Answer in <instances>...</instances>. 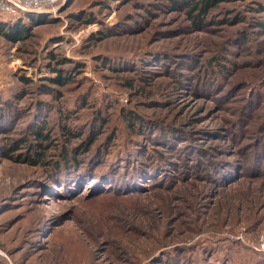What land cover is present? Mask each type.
Here are the masks:
<instances>
[{"label": "rangeland", "instance_id": "obj_1", "mask_svg": "<svg viewBox=\"0 0 264 264\" xmlns=\"http://www.w3.org/2000/svg\"><path fill=\"white\" fill-rule=\"evenodd\" d=\"M169 3L59 0L22 24V38L0 33V264H168V255L264 264L255 248L264 242V156L231 182L214 178L218 160L242 167L246 152L264 146V0H220L197 26L189 4ZM50 52L71 60L63 86L42 84L59 67ZM75 62L82 66L72 71ZM38 104L50 140L27 128ZM122 111L168 131L152 133L166 146L140 133L127 150L144 160L141 177L115 182L124 155L110 183L106 172L73 174L83 166L44 168L66 143L62 124L85 135L101 114L106 140Z\"/></svg>", "mask_w": 264, "mask_h": 264}, {"label": "trees", "instance_id": "obj_2", "mask_svg": "<svg viewBox=\"0 0 264 264\" xmlns=\"http://www.w3.org/2000/svg\"><path fill=\"white\" fill-rule=\"evenodd\" d=\"M219 2L220 0H170L169 4L174 7L180 6V8L185 6V4L187 5L189 4V8H187L188 18L191 20L192 25L197 26L198 24H201L204 20H206V18L211 16V10L215 8ZM260 9L264 10L263 4H260ZM3 14L4 13L0 14L1 17H3ZM11 16L15 18H13V20L10 21L8 19L0 20V33L4 34L8 38H13V39H20L23 37V35H25L27 27L23 26L22 24L24 23L32 24L37 19L33 13H19ZM235 17L239 18V16L237 15ZM257 25L260 26L262 25V23L258 21ZM95 37L98 36L95 35ZM49 56L52 59V61L55 62L56 65H59V67L56 68V66H53L51 68V71L54 72V75L43 77V81H44V83H42L43 86L45 85L63 86L68 82H70L72 80L71 75L73 73L68 70L62 69L61 66L65 63L67 64V62L71 60L66 59L65 57L56 58V56L52 52L49 53ZM79 66L82 65L75 62L73 63V70L72 69L70 70L76 71L78 70L77 68ZM20 80L23 83L30 82L29 79L24 75H20ZM179 82L181 83L182 80H179ZM0 92H4V90H0ZM0 96L2 98L6 97L5 94L1 95V93ZM1 106L2 105H0V108H3ZM13 108H12V113L14 116V114L16 113H14ZM6 110L11 111V108L9 109V107H6ZM42 112L43 109L38 104L36 110L34 111L33 120L30 119L29 122L27 121V128L30 127L34 128L33 132L35 137L45 138L46 140H50L51 139L50 132H48L49 128L46 126L47 119H43V117H41ZM122 114H123L122 116L123 122L116 121L112 123V129L108 133L107 136L108 138L106 139L107 141L105 140L106 137H101L100 134L103 130V129L101 130V128L106 124V122H108V119H105V117L101 114L95 115L94 117L95 121H93L91 126L88 127V131L86 132L85 135H83L82 131L75 132L70 127L64 126L62 124L61 135H63V138L66 139L65 140L66 143L61 148V150H59V152L55 154L54 157L47 160L46 159L41 160L42 165H44L45 169L47 170L52 169L53 172L55 173H57L62 169L67 171L68 169H79L80 167L83 166V168L80 171H78V173L74 172L73 174L83 177V176H87L88 173H93V175H100L99 173L106 172V174L104 175L106 177L107 173L111 169H113L114 166L117 165L116 162L117 159L121 158L123 155L127 157L125 155L127 150L134 149L135 144L140 142L139 139H138L139 141L137 140L138 137L141 138L144 135L145 137H147V140H152V139L158 140L161 146H166L164 143H162L164 142L165 139L164 137L156 138L154 137L156 136V134H152V133L162 132L165 135L168 131L161 129L160 127H155V128L152 127V129H150L147 126V122L144 116H142L141 114H137L136 112L122 111ZM7 117L10 120L11 115L9 114ZM17 118L20 119L19 115ZM41 119H43V121H40ZM35 120H38V122H36ZM0 122H4V123L7 122L6 117L4 118V115L1 112H0ZM4 123H2L0 126H4ZM263 127H264V123L263 125H261V128ZM43 129H46V131L43 132L42 131ZM140 133H142L143 135H139ZM173 133L175 132L173 131ZM71 137L72 139H69ZM108 144H110L109 147L107 146ZM131 144L132 146L129 147V145ZM13 145H16V143L13 142ZM15 148L16 146H14L12 149L14 150ZM217 150L220 154L223 151V149L221 148H217ZM174 151H176L175 148ZM263 151H264V146H261L259 152L257 151V153L255 149H253V151L251 152L250 151L246 152V154L244 155L245 161L242 167H237L236 164L231 165L229 160L226 161L218 157L220 160L216 162L217 169L221 167V164H222V169L217 171L216 175H214L215 180L217 182H220L221 184L231 182V180L238 175L236 172H240V170L243 168L244 165H246L248 169L250 168L251 170L250 172L255 171L256 169L259 168L258 166L260 165V162L263 159L262 158V156H264ZM103 155H105L104 158ZM160 156L159 159L162 160ZM95 158H98L97 159L98 162H101L105 160V158H107L106 159L107 162L102 167L96 168L94 164L97 161L95 162L93 161ZM111 158L114 159L110 160ZM26 160H28L29 162H36L35 160L30 159L29 157H26ZM224 162H229V163L225 164ZM148 167L151 166L148 165ZM145 168L146 167L144 160L142 159L132 160L131 157H127L126 160L123 159V161L120 162L118 166H116L115 170H113L116 172L115 174L117 175L116 176L117 178H114V180L115 182L117 181L118 183H121L122 181L121 178L124 177V175L127 174V172H129L130 175L141 177L145 172ZM156 169L157 167L151 168L152 171ZM109 174H112V178L114 177V172ZM106 179L108 180L107 183H110L112 181L111 177L107 176ZM132 181H133V177H131L128 180V183ZM258 255L264 256V251H260ZM167 257L168 258L166 260H168V264H188L186 261L189 262L192 260L190 257H187L185 259L186 260L185 262H180V256L173 257L172 255H168ZM198 262H199V258L195 260L194 264H198ZM189 264L192 263L189 262Z\"/></svg>", "mask_w": 264, "mask_h": 264}, {"label": "built area", "instance_id": "obj_3", "mask_svg": "<svg viewBox=\"0 0 264 264\" xmlns=\"http://www.w3.org/2000/svg\"><path fill=\"white\" fill-rule=\"evenodd\" d=\"M59 0H0V12L5 14L41 13L53 11ZM264 251L263 240L255 247Z\"/></svg>", "mask_w": 264, "mask_h": 264}]
</instances>
